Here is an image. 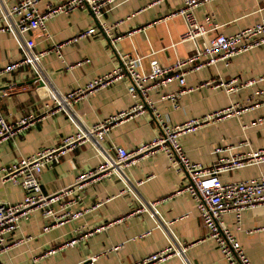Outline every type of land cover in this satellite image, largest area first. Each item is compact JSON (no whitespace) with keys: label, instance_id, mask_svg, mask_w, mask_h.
Instances as JSON below:
<instances>
[{"label":"crops","instance_id":"0c3cea01","mask_svg":"<svg viewBox=\"0 0 264 264\" xmlns=\"http://www.w3.org/2000/svg\"><path fill=\"white\" fill-rule=\"evenodd\" d=\"M65 1L40 0L38 9L45 13ZM184 6L185 0H117L104 17L105 24L114 29V38L100 31V23L88 8L59 14L47 22L45 31L29 32L25 39L36 40L37 52L66 44L60 54L50 52L42 59L45 85L34 82L35 74L28 66L0 77V91L13 88L10 96L0 100V110L8 121L28 115L42 118L15 140L0 145V169L52 148L63 138L128 111L136 103L128 91L132 81L127 77L111 86L86 91L67 109L44 117L53 92L67 95L85 89L95 79L121 67L125 54L140 56L141 71L149 73L156 62L170 66L202 47L215 32L182 41L187 25L175 14ZM194 14L200 22L211 16L218 32L230 36L264 20V0H212ZM91 28L99 32L77 39ZM21 43L22 39L11 33H0V70L23 59ZM232 80H237L236 91L215 86ZM249 81L256 84L247 87ZM259 90L264 92V46L239 54L228 66L219 62L188 72L185 87L173 80L152 90L150 99L155 110L147 108L143 115L114 123L100 148L87 142L46 169L41 176L43 190L55 194L70 187L80 175L113 156V147L133 152L159 137L162 130L155 113L179 125L235 104H252ZM181 91L175 100L162 99L164 94ZM260 119L262 124H258ZM181 143L188 158L205 167L229 156L227 149L238 154L264 148V105L208 124L183 136ZM218 148L224 152L216 153ZM125 173V177L113 174L87 184L78 202L54 206L58 214L82 213L78 219L55 225L54 219L35 211L22 220L8 236L13 246L0 255V264H135L171 243L189 245L186 257L175 256L158 264H186V260L190 264H228L216 243L206 239L207 231L194 200L181 192L189 181L184 170L176 168L163 152H157L139 156ZM221 178L224 182L264 178V163ZM24 195L20 186L0 179V205L19 203ZM224 220L252 264H264V205L245 211L240 222L232 213ZM48 225L49 230H45ZM73 241V246H67Z\"/></svg>","mask_w":264,"mask_h":264},{"label":"built area","instance_id":"2783aa9c","mask_svg":"<svg viewBox=\"0 0 264 264\" xmlns=\"http://www.w3.org/2000/svg\"><path fill=\"white\" fill-rule=\"evenodd\" d=\"M10 1L0 0V33L8 32L22 39L21 48L24 57L20 62L1 69L0 77L11 74L23 66H28L32 68L35 74V83L44 81L41 77L42 59L50 52L60 54L66 43L56 44L49 51L37 52L35 50L36 40L34 38L25 39V36L29 32L45 31L47 22L59 14H70L79 9L88 8L100 23V31L107 34L109 38H114L112 33L114 29L105 24L104 17L107 9L117 0H66L59 6L49 8L45 13L38 9L40 0H18L13 5L9 4ZM211 1L185 0L184 8L175 14L182 16L187 25L182 41H194L215 32V35L202 47H199L186 58L179 59L170 66H163L156 62L149 73H144L140 69L142 58L125 54L122 57L121 67L95 79L85 89H79L67 95L56 92L51 94L50 100L46 104L48 114L44 117L67 109L72 101L77 100L86 91L111 86L129 77L132 83L128 91L136 99V103L128 111L110 116L99 124L63 138L58 145L52 148L41 149L0 169V179L3 182H11L20 186L25 193L23 201L19 203L0 205V255L13 246L7 241L8 236L19 228L22 220L28 219L35 211H41L47 219H54L55 225L71 219H78L82 213L66 211L58 214L55 212L54 206L66 202H78L81 200V192L87 184L97 182L104 177L113 174L125 177L126 168L135 164L139 156L163 152L176 168L187 173L189 181L181 192L188 193L194 200L199 217L207 231L206 239L216 243L228 264H252L235 233L226 224L224 217L226 214L232 213L240 222L245 211L264 205V178L224 182L221 176L264 163V148L238 154H233L232 149H227L225 151L231 152L229 156L221 158L210 167H205L188 158L182 146L181 138L208 124L233 115H242L244 112L264 105V92L262 90L255 93L252 104L247 106L235 104L179 125H172L155 113L156 119L161 125L162 134L150 143L133 152L123 147H113L111 151L114 155L108 156L100 167L80 175L74 184L55 194L45 193L41 183V176L46 169L53 167L61 158L75 152L87 142H93L96 148H100L105 135L114 123L129 116L143 115L147 108L151 112L155 110L154 103L150 99L152 90L173 80L185 87L188 72L200 71L219 62L228 66L232 59L239 54L264 46V20L230 36L218 32L219 27L211 16H207L203 22L198 21L194 14L195 10ZM98 32L97 28H91L82 32L77 39L91 37ZM236 84L237 80H232L228 83L221 82L214 85L227 91H236ZM255 84L256 82L249 81L246 85L249 87ZM12 91V87L0 91V100L10 96ZM183 92L164 94L162 99L175 100ZM41 119L34 115H28L10 122L0 110V145L15 140L21 132L36 125ZM262 123L263 120L260 119L258 124ZM222 152H224L222 149H216V153ZM49 228L50 225L45 230H49ZM18 243L20 241H16L15 244ZM74 244L75 241L68 243L67 246ZM115 249H119V247ZM188 249L189 245L171 243L163 250L149 255L135 264H158L175 256L186 257ZM93 261L94 259L91 262ZM186 261V264H190L188 260ZM32 264H36V261Z\"/></svg>","mask_w":264,"mask_h":264},{"label":"water","instance_id":"95a60500","mask_svg":"<svg viewBox=\"0 0 264 264\" xmlns=\"http://www.w3.org/2000/svg\"><path fill=\"white\" fill-rule=\"evenodd\" d=\"M108 41H109L110 44H111V41H110L109 39H108ZM34 82H36V79H34ZM39 84H40V85H45V84H44V81H40Z\"/></svg>","mask_w":264,"mask_h":264}]
</instances>
